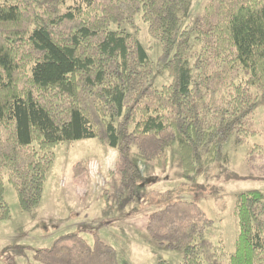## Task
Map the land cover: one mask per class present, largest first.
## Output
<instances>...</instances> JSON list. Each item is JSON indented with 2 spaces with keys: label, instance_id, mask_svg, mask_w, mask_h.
Instances as JSON below:
<instances>
[{
  "label": "trees",
  "instance_id": "1",
  "mask_svg": "<svg viewBox=\"0 0 264 264\" xmlns=\"http://www.w3.org/2000/svg\"><path fill=\"white\" fill-rule=\"evenodd\" d=\"M2 1L0 222L11 214L6 184L22 212L40 205L54 150L64 142L96 139L121 153L123 209L141 185L137 160L158 161L175 146L190 183L201 156L207 170L230 139L237 146L264 139V122L255 127V93L264 95V0H209L185 27L190 0ZM137 18L162 46L159 67L169 83L160 88L138 32L125 27ZM263 161L264 143L253 145L248 162L264 172ZM233 216L232 254L208 239L214 221L192 201L158 209L146 230L158 246L181 251V264H264V194L239 193ZM35 257L41 264H119L114 247L77 234L58 237Z\"/></svg>",
  "mask_w": 264,
  "mask_h": 264
},
{
  "label": "rangeland",
  "instance_id": "2",
  "mask_svg": "<svg viewBox=\"0 0 264 264\" xmlns=\"http://www.w3.org/2000/svg\"><path fill=\"white\" fill-rule=\"evenodd\" d=\"M3 1L0 0V3ZM209 0H190L182 27L190 26L203 12ZM77 4L67 0L66 5ZM147 50L153 65L152 84L162 87L169 77L159 67L162 46L147 34L146 25L137 18L132 26ZM257 94L255 127L264 122V95ZM263 138H251L242 145L230 139L211 168L202 165L192 182L182 179L177 147H171L158 161L137 160L134 164L141 178L131 204L119 208L121 170L125 158L115 149L96 139L64 142L55 150L42 201L31 213L21 211L13 188L6 184L5 198L10 218L0 222V264H41L35 251L49 248L65 234H77L89 244L97 239L114 247L119 264H181L179 250L165 249L152 241L147 223L153 213L175 200L197 203L214 225L207 237L223 245L228 254L236 250L237 222L233 213L239 193L259 190L264 194V172L252 167L248 155ZM264 166V161L260 163ZM80 166V168H76ZM77 174V176H76Z\"/></svg>",
  "mask_w": 264,
  "mask_h": 264
}]
</instances>
